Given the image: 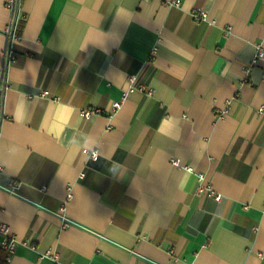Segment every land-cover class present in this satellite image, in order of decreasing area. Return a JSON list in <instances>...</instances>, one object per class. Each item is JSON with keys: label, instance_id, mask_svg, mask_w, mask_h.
<instances>
[{"label": "crops", "instance_id": "0c3cea01", "mask_svg": "<svg viewBox=\"0 0 264 264\" xmlns=\"http://www.w3.org/2000/svg\"><path fill=\"white\" fill-rule=\"evenodd\" d=\"M176 1L0 0V264H264V0Z\"/></svg>", "mask_w": 264, "mask_h": 264}, {"label": "built area", "instance_id": "2783aa9c", "mask_svg": "<svg viewBox=\"0 0 264 264\" xmlns=\"http://www.w3.org/2000/svg\"><path fill=\"white\" fill-rule=\"evenodd\" d=\"M165 2V4L168 5H177V1L176 0H163ZM21 0H4V5L5 7L8 9L9 13H10V19L8 22V25L6 27V36H8L9 38V44H8V48H10V46L12 45V43L14 42V40L17 39L16 36V28L18 25V21L21 20V14L19 13V5H20ZM193 17L195 18V20H205V12L204 11H199V12H192ZM255 56L253 57L251 64H255L257 61L259 60H264V50L260 45H256V52L254 53ZM129 81V87L127 89V91H125L123 93L122 96V100L124 99V97L126 96V94L128 92H131L135 89L139 90V91H146L147 88L145 85H135V77L134 76H130L128 78ZM5 89V81H3L2 78H0V123L1 120L3 118V114H2V102H3V90ZM148 94H151L150 91H147ZM42 94L45 95L47 94L46 91H42ZM121 101L119 102H115L113 104V108L117 109L120 106ZM99 113L98 109H88V110H83L81 111V117L84 119H90L94 114ZM92 158H95V153H91L90 155ZM202 177H198V181H199V185H198V192H202V191H207L209 192L211 195H214V199L215 200H219L220 196L215 194V192H213V190H211V187L206 186L204 187L202 184ZM17 188V184L16 182H13L10 186H9V191L13 192L15 189ZM70 197V194L67 195V198ZM67 222L64 220L63 221V227L67 226ZM19 241H17V238L15 236H13L10 232H9V227H7V225L3 222L0 221V248L5 252V259L8 260L9 257L11 256L10 254H12L15 250L16 245L18 244ZM46 255L48 257H50L55 264H65L59 261V256L57 253L55 252H46Z\"/></svg>", "mask_w": 264, "mask_h": 264}]
</instances>
